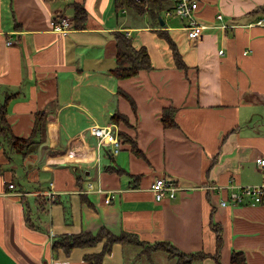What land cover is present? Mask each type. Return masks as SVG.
<instances>
[{"label":"crops","instance_id":"obj_1","mask_svg":"<svg viewBox=\"0 0 264 264\" xmlns=\"http://www.w3.org/2000/svg\"><path fill=\"white\" fill-rule=\"evenodd\" d=\"M198 1L206 28L191 40L184 20L165 15L173 1L154 16L126 0H0V108L20 138L44 117L26 154L0 136V264H97L94 255L101 264H174L137 245H57L101 231L208 255L194 264H231L236 252L264 264V203L221 205L264 185V0ZM76 4L87 11L82 29ZM61 17L71 28L55 33ZM116 32L146 48L150 69L112 75ZM165 110L174 127H164ZM94 125H111L141 155L120 135L117 154L98 149ZM159 177L178 187L174 199H154Z\"/></svg>","mask_w":264,"mask_h":264},{"label":"trees","instance_id":"obj_2","mask_svg":"<svg viewBox=\"0 0 264 264\" xmlns=\"http://www.w3.org/2000/svg\"><path fill=\"white\" fill-rule=\"evenodd\" d=\"M171 0H126V3L134 8L137 12L141 13L147 9L152 15L157 16L165 8V5ZM264 10V6L260 7ZM74 23L73 26L77 29L84 28L87 21V11L85 8L80 5H75L74 10ZM160 36L164 38L171 47L173 58H175L176 66L180 69H186L182 58L177 51V48L174 43L171 42L169 36L165 32H161ZM114 39L117 46L116 54V66L112 70V75L118 79L130 78L131 76L137 75L140 70H147L151 68L150 59L147 54L146 48L136 49L132 45V41L122 32H116L114 34ZM172 110H165L162 114V123L164 127H174L175 122L171 116ZM5 107L0 108V136L8 144V148L14 149L16 152L26 154L29 152L30 147L33 145V136L36 132H39L43 124V113L39 112L35 115V125L32 131V137L30 138H20L11 134L8 121L5 119ZM117 119V115L113 117ZM119 118V117H118ZM124 141L131 143L134 153L141 155L140 150L138 149L135 142H131L125 135L119 134ZM220 239V238H219ZM104 240L105 252L110 250V247L113 243H118L121 246L123 245H132V246H141V254H150L151 251H161L166 253L167 257L171 260H174V264H194L196 260H203L208 257V255L203 252H195L193 254H186L172 244L164 242H154L148 243L143 242L139 239L137 235L130 233H122L121 236H114L109 232L101 231L97 235H89L86 233H80L78 235H65L64 238H61L57 245L69 250L74 247H87L93 246V244ZM103 255H94V263L101 264L100 259ZM231 264H245V259L243 254L240 252L233 253L231 255Z\"/></svg>","mask_w":264,"mask_h":264},{"label":"built area","instance_id":"obj_3","mask_svg":"<svg viewBox=\"0 0 264 264\" xmlns=\"http://www.w3.org/2000/svg\"><path fill=\"white\" fill-rule=\"evenodd\" d=\"M138 1V0H136ZM173 1V6L170 10L165 11L166 16L175 15L181 20L186 22L185 28L187 29V35L191 40L198 38L201 33L205 30L206 26L199 24L195 17V12L198 9V0H171ZM220 19L221 16H218ZM71 28L70 22L61 17L57 18V21L53 22L52 30L55 33H66ZM219 53H222L221 51ZM88 133H91L96 137V147L98 149H104L105 147H111L113 154H117L120 150L121 140L119 139V134L114 132L111 125L104 127L90 126ZM259 168L264 169V158L259 161ZM10 188L13 187L12 184L9 185ZM154 199L156 201H161L164 198L174 199L175 192L178 187L173 185L172 182L167 181L164 177L156 178L151 186ZM109 197L106 198L105 202L109 201ZM51 200V199H50ZM227 201L233 204H240L244 202H249L250 204H263L264 203V185L263 186H249L243 187L240 190L232 193L230 197L225 200L222 199L221 205H227Z\"/></svg>","mask_w":264,"mask_h":264}]
</instances>
